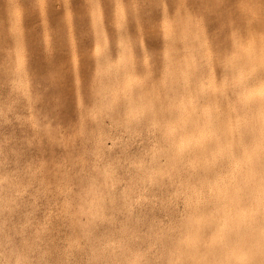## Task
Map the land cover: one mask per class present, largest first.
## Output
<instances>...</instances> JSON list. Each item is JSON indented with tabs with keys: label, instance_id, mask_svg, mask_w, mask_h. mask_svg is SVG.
Listing matches in <instances>:
<instances>
[{
	"label": "rangeland",
	"instance_id": "1",
	"mask_svg": "<svg viewBox=\"0 0 264 264\" xmlns=\"http://www.w3.org/2000/svg\"><path fill=\"white\" fill-rule=\"evenodd\" d=\"M255 26L264 0H0V264H264Z\"/></svg>",
	"mask_w": 264,
	"mask_h": 264
},
{
	"label": "bare ground",
	"instance_id": "2",
	"mask_svg": "<svg viewBox=\"0 0 264 264\" xmlns=\"http://www.w3.org/2000/svg\"><path fill=\"white\" fill-rule=\"evenodd\" d=\"M141 1V0H140ZM101 3V2H100ZM160 6V5H159ZM161 7V6H160ZM91 9H92V7H90ZM157 8V7H156ZM162 9V8H161ZM190 9V8H189ZM127 10V9H126ZM158 10H159V8H158ZM162 11V10H161ZM193 11V10H192ZM103 12V11H102ZM155 14V13H154ZM105 15V14H104ZM103 15V16H104ZM204 15V14H203ZM127 17V16H126ZM183 18V17H182ZM181 18V19H182ZM104 19H105V17H104ZM128 19V18H127ZM184 21V20H183ZM149 22V21H148ZM184 23V22H183ZM11 27V26H10ZM264 27V26H263ZM99 28V27H98ZM175 28V27H174ZM174 28H172V29H174ZM252 28V27H251ZM249 29V30H247L246 31V38L248 39V41L246 42V44L244 45V49H243V51H242V64H243V67H242V69L240 70V72H239V74H238V77L239 78H242V76H243V78H246L245 77V75L243 74V70L244 69H247L248 67H254L253 69L254 70H252V74H255L258 70H260V69H262V68H264V40H261V41H258L259 43H256V44H254V38L252 37L253 35H257L258 34V29L259 28H257L256 26H255V28H256V30L255 29ZM131 29V28H130ZM176 29V28H175ZM178 29V28H177ZM183 29H184V27H183ZM108 30V29H107ZM190 30V29H189ZM193 30V29H192ZM191 30V31H192ZM205 30V29H204ZM252 30H254V31H252ZM176 31V30H175ZM199 32H200V30H199ZM261 32V31H260ZM108 33V32H107ZM12 34V33H11ZM99 34V33H98ZM193 34V33H192ZM108 35V34H107ZM94 36V35H93ZM201 36V35H200ZM134 37V36H133ZM258 37H259V35H258ZM14 38V37H13ZM110 39V38H109ZM189 40V39H188ZM187 40V41H188ZM100 41H101V39H100ZM194 42V41H193ZM90 44H91V42H90ZM89 44V45H90ZM93 44V43H92ZM116 44V43H115ZM95 45V44H94ZM190 45V44H189ZM102 46V45H101ZM153 46V45H152ZM177 46V45H176ZM70 47V46H69ZM68 47V48H69ZM110 47V46H109ZM198 47V46H197ZM91 48V47H90ZM112 48V47H111ZM195 48V47H194ZM87 49V48H86ZM178 49V48H177ZM83 50V49H82ZM91 50V49H90ZM88 51V50H87ZM180 51V50H179ZM187 52V51H186ZM90 54V53H89ZM87 55V54H86ZM185 55V54H184ZM104 57V56H103ZM185 57V56H184ZM105 59V58H104ZM180 59V58H179ZM178 59V60H179ZM93 61V60H92ZM116 60H114V62H115ZM72 62V61H71ZM89 62V61H88ZM112 62V61H111ZM184 62V61H183ZM69 63V62H68ZM83 63V62H82ZM109 63V62H108ZM116 63V62H115ZM176 63V62H175ZM219 63V62H218ZM247 63V64H246ZM64 64V63H63ZM184 64V63H183ZM113 65V64H112ZM181 66L179 65V68H180ZM200 68V67H199ZM190 69V68H189ZM192 69V68H191ZM29 70V69H28ZM87 70V69H86ZM109 71V70H108ZM198 71V70H197ZM216 71V70H215ZM263 71V74H264V70H262ZM72 72V71H71ZM70 72V73H71ZM86 72V71H85ZM176 72V71H175ZM181 72H183V71H181ZM204 72H206V70L204 71ZM250 72H251V70H250ZM250 72H249V74H250ZM32 73V72H31ZM136 73V72H135ZM199 73V72H198ZM172 74V73H171ZM175 74V73H174ZM213 74V73H212ZM141 75V74H140ZM200 75V74H199ZM221 76V75H220ZM250 76V75H249ZM248 76V77H249ZM31 77V76H30ZM131 77H132V75H131ZM136 77V76H135ZM225 77V76H224ZM175 78H176V76H175ZM178 78V77H177ZM200 78V77H199ZM238 78V79H239ZM182 79V78H181ZM209 79V78H208ZM201 80V79H200ZM44 82H45V80H43ZM170 81V80H169ZM174 81V80H173ZM206 81V80H205ZM165 82V81H164ZM193 82V81H192ZM207 82V81H206ZM176 83V82H175ZM212 83H214V82H212ZM85 84V83H84ZM179 84V83H178ZM201 84V83H200ZM210 84V83H209ZM237 84V83H236ZM82 85V84H81ZM156 85V84H155ZM222 85V84H221ZM224 85V84H223ZM176 86V85H175ZM232 86V85H231ZM128 87V86H127ZM150 87V86H149ZM219 87V86H218ZM218 87H217V89H218ZM176 88V87H175ZM182 88V87H181ZM213 88H215L214 86H212L211 87V90H214ZM246 88V87H245ZM137 89V88H136ZM167 89V88H166ZM176 90V89H175ZM247 90V89H246ZM137 91V90H136ZM136 91H135V93H136ZM195 91H196V89H195ZM233 91V90H232ZM148 92V91H147ZM239 92H241L240 90H239ZM243 92V91H242ZM175 93V92H174ZM97 94V93H96ZM142 94V93H141ZM143 95V94H142ZM149 95V94H148ZM187 95V94H186ZM194 95V94H193ZM248 95H252L251 97H253V96H256V98H257V96H260V98H262L263 100H264V78L262 79V81H261V83L258 85V86H256L254 89H252V90H249L248 91ZM133 96V95H132ZM185 96V95H184ZM105 97V96H104ZM107 97V96H106ZM195 97V96H194ZM242 97H244V96H242ZM247 97V96H246ZM172 98V97H171ZM159 99V98H158ZM220 99V98H219ZM219 99H218V101H219ZM239 99V98H238ZM246 99V98H245ZM245 99H244V101H245ZM252 99V98H251ZM107 100V99H106ZM116 100V99H115ZM147 100V99H146ZM153 100V99H152ZM169 100H171V99H169ZM242 100H243V98H242ZM255 100V99H254ZM112 101V100H111ZM240 101H241V99H240ZM252 101H253V99H252ZM256 101V100H255ZM116 102V101H115ZM145 102V101H144ZM169 102V101H168ZM203 102V101H202ZM254 102V101H253ZM240 103V105H241V102H239ZM244 103V102H243ZM245 103H247V102H245ZM250 103H252V102H250ZM116 104V103H115ZM138 105V104H137ZM256 105H257V103H256ZM105 106H107V105H105ZM131 106V105H130ZM207 106V105H206ZM251 106V105H250ZM261 106V105H260ZM259 107V106H258ZM175 108V107H174ZM222 108V107H221ZM220 108V109H221ZM259 109V108H258ZM261 109H262V107H261ZM175 110V109H174ZM256 110V109H255ZM255 110H254V112H255ZM136 111V110H135ZM249 111H250V109H249ZM258 111V110H257ZM137 112V111H136ZM163 112H165V111H163ZM253 112V111H252ZM254 112H253V114H254ZM151 113V112H150ZM232 113V112H231ZM256 113V112H255ZM258 113H259V111H258ZM127 114V113H126ZM251 115V114H250ZM252 117V116H251ZM111 118H112V116H111ZM261 118V117H260ZM208 119V118H207ZM256 119V118H255ZM112 120V119H111ZM258 120V119H257ZM174 121V120H173ZM208 121V120H207ZM247 121H249V120H247ZM176 122V121H175ZM210 122V121H209ZM252 122H253V120H252ZM244 123V122H243ZM99 124V123H98ZM143 124V123H142ZM235 124V123H234ZM168 125H170V124H168ZM243 125V124H242ZM253 125V124H252ZM256 125V124H255ZM139 126V125H138ZM164 126V125H163ZM167 126V125H166ZM211 126V125H210ZM246 126V125H245ZM248 126H250V124L248 125ZM247 126V127H248ZM263 126V125H262ZM98 127V126H97ZM142 127V126H141ZM159 127V126H158ZM251 127V126H250ZM249 127V128H250ZM264 127V126H263ZM144 128V127H143ZM192 128V127H191ZM205 128H208V127H205ZM227 128V127H226ZM238 128V127H237ZM259 128V127H258ZM262 128V127H261ZM97 129V128H96ZM194 129V128H193ZM123 130V129H122ZM95 131V130H94ZM146 131V130H145ZM180 131V130H179ZM194 131V130H193ZM197 130H195V132H196ZM205 131V130H204ZM253 131H255V130H253ZM194 132V133H195ZM197 132H199V130L197 131ZM196 132V134H198ZM243 132H245V129H244V131ZM248 132V134H249V131L248 130H246V133ZM261 132V136L262 137H264V129L262 130V131H260ZM182 133H184V132H182ZM226 133H228V132H226ZM252 133H254V132H252ZM128 134V133H127ZM177 134V133H176ZM180 134H181V132H180ZM258 134V133H257ZM260 134V133H259ZM185 135V134H184ZM192 135V134H191ZM211 135V134H210ZM247 135V134H246ZM250 135V137H251V135L252 134H249ZM254 135V134H253ZM214 136H215V134H214ZM239 136V135H238ZM209 137V136H208ZM237 137V136H236ZM249 137V138H250ZM180 138V137H179ZM248 138V139H249ZM213 139V138H212ZM218 139V138H217ZM228 139V138H227ZM231 139V138H230ZM253 139V138H252ZM252 139H251V141H252ZM254 140V139H253ZM259 140V139H258ZM177 141V140H176ZM251 141H249L250 142V144H252L251 143ZM261 141V140H260ZM263 141V140H262ZM205 142V141H204ZM216 142V141H215ZM257 142V141H256ZM179 143V142H178ZM209 143H210V140H209ZM224 143H225V141H224ZM229 143V142H228ZM214 144V143H213ZM220 144V143H219ZM226 144V143H225ZM225 144H223V145H225ZM247 144H248V142H247ZM250 144H249V147L250 148H252L253 146H255V144L254 145H251L250 146ZM261 144H264V143H261ZM229 145V144H228ZM231 145V144H230ZM222 146V145H221ZM226 147H228L227 145H225ZM225 146H223V147H225ZM240 146V145H239ZM258 148H260L259 146V143H258ZM262 146V145H261ZM136 147V146H135ZM214 147V146H213ZM212 147V148H213ZM248 147V146H247ZM257 148V147H256ZM255 148V149H256ZM257 148V149H258ZM262 148V147H261ZM227 149V148H226ZM248 149V148H247ZM254 149V148H253ZM160 150V149H159ZM214 150V149H213ZM238 150V149H237ZM203 151V150H202ZM228 151H230L229 149H228ZM254 151H256V150H253L252 151V149H251V152L250 153H252L251 155L253 156V153H254ZM206 152H207V150H206ZM246 152H247V150H246ZM258 152V151H257ZM228 153V152H227ZM240 153V152H239ZM261 153H263V152H261ZM148 154V153H147ZM217 154V153H216ZM241 154V153H240ZM246 154V153H245ZM257 154V153H256ZM256 154H255V156H256ZM259 154V153H258ZM230 155H231V153H230ZM242 155V154H241ZM153 156V155H152ZM220 156V155H219ZM229 156V155H228ZM225 157V156H224ZM246 157H247V155H246ZM258 156H256V158H257ZM261 157V156H260ZM243 157H241V159H242ZM252 158H255L254 156L252 157ZM255 158V159H256ZM240 159V158H239ZM240 159V160H241ZM246 159H249L248 157L246 158ZM258 159V158H257ZM256 159V160H257ZM244 159H242V161H243ZM165 161V160H164ZM249 161V160H248ZM255 161V160H254ZM253 161V162H254ZM260 161H261V159H260ZM257 162V161H256ZM215 163V162H214ZM238 163V162H237ZM246 163V162H245ZM263 163V162H262ZM217 164V163H216ZM218 164H220V163H218ZM243 164V163H242ZM251 164V163H250ZM254 164H256L255 162H254ZM240 165V164H239ZM198 166V165H197ZM251 166V165H250ZM255 166V165H254ZM154 167V166H153ZM232 168H233V165H232ZM260 168V167H259ZM238 169V168H237ZM253 169H254V167H253ZM195 170V169H194ZM232 171V170H231ZM241 171H242V169H241ZM250 171V170H249ZM256 171V170H255ZM262 171H264V169L263 170H261V172ZM240 172V171H239ZM239 172H238V175H239ZM243 172H244V170H243ZM247 172V171H246ZM254 171L252 170V173H253ZM192 173V172H191ZM56 174V173H55ZM230 174V173H229ZM244 174V173H243ZM258 174V173H257ZM241 175H242V173H241ZM244 176V175H243ZM258 176V175H257ZM263 176V175H262ZM189 177H190V175H189ZM230 177V176H229ZM232 177V176H231ZM188 178V177H187ZM218 178V177H217ZM245 178V177H244ZM185 179V178H184ZM199 179V178H198ZM247 179V178H246ZM250 176H249V183L251 184L253 181H256V180H253L254 178L252 177V179L251 180H253L252 182L250 181ZM259 179V178H258ZM259 181H261V180H259ZM50 182V181H49ZM162 183V182H161ZM257 183V182H256ZM263 183V182H262ZM196 184V183H195ZM215 184V183H214ZM248 184V183H247ZM249 184V185H250ZM245 185H246V182H245ZM253 185V184H252ZM13 186V185H12ZM51 186V185H50ZM165 186V185H164ZM226 186V185H225ZM217 187H218V185H217ZM248 187V186H247ZM110 188V187H109ZM155 188V187H154ZM237 188V187H236ZM254 187H251V191H252V189H253ZM262 188V187H261ZM115 189V188H114ZM222 189V188H221ZM239 189V188H238ZM248 189V188H247ZM226 190V189H225ZM234 190V189H233ZM243 190H244V188H243ZM259 190V189H258ZM261 190V189H260ZM119 191V190H118ZM240 191H242V190H240L239 189V192ZM246 191V190H245ZM213 192V191H212ZM237 192H238V190H237ZM238 192V193H239ZM249 192H250V190H249ZM107 193V192H106ZM219 193V192H218ZM245 193H248V190H247V192H245ZM143 194V193H142ZM244 194V193H243ZM262 195H264V188H263V191H262V193H261ZM175 195V194H174ZM232 196V195H231ZM231 196H229V197H231ZM237 196V195H236ZM248 196H249V193H248ZM253 196V195H252ZM251 195H250V197H252ZM197 197V196H196ZM195 197V198H196ZM216 197V196H215ZM263 197V196H262ZM118 198V197H117ZM237 198H239L238 196H237ZM253 198V197H252ZM251 198V199H252ZM258 198V197H257ZM230 199V198H229ZM228 199V200H229ZM238 201V200H237ZM251 202L253 201V200H250ZM260 201H261V199H260ZM259 201V202H260ZM264 201V200H263ZM239 202V201H238ZM255 203V202H254ZM210 204V203H209ZM219 204H221V203H219ZM237 204V203H236ZM256 204V203H255ZM148 205H149V203H148ZM139 206V205H138ZM251 206V205H250ZM230 207V206H229ZM237 208V207H236ZM255 208V207H254ZM263 208V207H262ZM131 209V208H130ZM154 209V208H153ZM242 209V208H241ZM119 210V209H118ZM128 210V209H127ZM240 210V209H239ZM260 210V209H259ZM262 210V209H261ZM123 211V210H122ZM241 212H242V210H240ZM256 211V210H255ZM126 212V211H125ZM216 212V211H215ZM250 212V211H249ZM262 212V211H261ZM260 212V213H261ZM182 213H184V211L182 212ZM243 213V212H242ZM262 213H264V208H263V212ZM261 213V214H262ZM255 214V213H254ZM211 216V215H210ZM221 216V215H220ZM225 217V216H224ZM235 217V216H234ZM199 218V217H198ZM198 218H195V220L196 221H198ZM168 219V218H167ZM207 219V218H206ZM209 219V218H208ZM194 220V219H193ZM192 220V221H193ZM194 220V221H195ZM252 220V219H251ZM190 221H191V218H190ZM191 221V222H192ZM193 221V222H194ZM207 221H209V220H207ZM264 221V220H263ZM200 221H198V223H199ZM210 222V221H209ZM226 222V221H225ZM208 223V222H207ZM195 224H196V222H195ZM225 224V223H224ZM248 224V223H247ZM255 224H257V223H255ZM254 224V225H255ZM214 225V224H213ZM234 225V224H233ZM232 225V226H233ZM238 224H236V226H237ZM241 225V224H240ZM243 225L245 226V224H244V222H243ZM217 226V225H216ZM215 226V227H216ZM226 227V225H221V230H222V232H221V235L220 236H222V237H224V235L226 236V234H225V227ZM256 226V225H255ZM206 227V226H205ZM257 227V226H256ZM259 227H261V226H259ZM201 228V227H200ZM212 228H214V227H212ZM219 228V227H218ZM217 228V229H218ZM236 228V227H235ZM239 228V227H238ZM258 228V227H257ZM220 229V228H219ZM248 229H249V227H248ZM210 230H211V228H210ZM213 230V229H212ZM229 230V229H228ZM237 230V229H236ZM256 230H258V229H255V231ZM262 230V229H261ZM219 231V230H218ZM231 231V230H230ZM235 231V230H234ZM245 231H246V229H245ZM253 231H254V229H253ZM252 231V232H253ZM260 231V230H259ZM213 232V231H212ZM211 232V233H212ZM217 232V231H216ZM229 232V231H228ZM263 232H264V230H263ZM207 233V232H206ZM218 233V232H217ZM246 233V237H247V232H245ZM248 233H251L250 232V230H249V232ZM255 233H257V232H254V235L255 236H257V238L259 237V234L258 235H256ZM259 233V232H258ZM241 234H242V232H241ZM254 235H253V238H254ZM195 236V235H194ZM219 236V237H220ZM240 236V235H239ZM248 236H251V235H248ZM65 237V236H64ZM192 237V236H191ZM219 237H217L216 236V238H218V240H219ZM252 237V236H251ZM260 237H262V235L260 236ZM216 238L214 239V240H216ZM221 238V237H220ZM232 238V237H231ZM237 238H238V236H237ZM242 238V237H241ZM240 238V239H241ZM249 238V237H248ZM248 238H247V240H248ZM189 239V238H188ZM190 239H192V238H190ZM189 239V240H190ZM239 239V238H238ZM256 239V238H255ZM260 239V238H259ZM258 239V240H259ZM71 240V239H70ZM159 240V239H158ZM189 240H188V242H189ZM221 240V239H220ZM243 240V239H242ZM246 240V239H245ZM250 240V239H249ZM257 240V239H256ZM255 240V241H256ZM192 241V240H191ZM28 242V241H27ZM69 242V241H68ZM195 242V241H194ZM236 242V241H235ZM246 242V241H245ZM73 243V242H72ZM183 243V242H182ZM191 243H193V241L192 242H190V244ZM212 243V242H211ZM189 244V243H188ZM197 244V243H196ZM196 244H194V246L196 245ZM232 244H234V243H232ZM243 244V243H242ZM241 244V245H242ZM228 245V244H227ZM256 245V244H255ZM193 246V245H192ZM222 246V245H221ZM226 246V245H225ZM216 247V246H215ZM248 247V246H247ZM207 248H209V247H207ZM213 248V247H212ZM224 248V247H223ZM236 248V247H235ZM36 249V248H35ZM233 249V248H232ZM175 250V249H174ZM217 250V249H216ZM235 249H233V250H229L228 251V253L229 252H233ZM237 250H239V249H237ZM258 250V249H257ZM263 250H264V248H263ZM209 251H211V250H209ZM180 252H181V250H180ZM207 252V251H206ZM224 252V251H223ZM236 252V251H235ZM259 252H262L261 250H259ZM258 251H257V253H259ZM184 253V252H183ZM239 253V252H238ZM248 253V252H247ZM172 254V253H171ZM213 254V253H212ZM231 254V253H230ZM232 254H234V256H236V254L235 253H232ZM243 254V252L241 253V254H239L240 256L238 257V258H240V261L242 262L243 261V259H244V256L245 255H242ZM245 254H246V252H245ZM252 254V253H251ZM179 255V254H178ZM247 255V254H246ZM213 256V255H212ZM238 256V255H237ZM180 257V256H179ZM178 257V258H179ZM182 257V256H181ZM232 257V256H231ZM263 257V256H262ZM166 258V257H165ZM175 258V257H174ZM203 258V257H202ZM216 258H217V256H216ZM220 258V257H219ZM232 258H234V257H232ZM183 259V258H182ZM185 259V258H184ZM236 259H237V257H236ZM246 259V258H245ZM163 260V259H162ZM203 260V259H202ZM263 260V259H262ZM238 261V260H237ZM145 262V261H144ZM216 262H217V260H216ZM222 262V261H221ZM241 262H240V264H241ZM40 263V262H39ZM38 263V264H39ZM252 263V262H251ZM254 263V262H253ZM256 263V262H255ZM260 263H262V262H260ZM264 263V262H263ZM164 264V263H163ZM221 264V263H220ZM242 264H244L243 262H242ZM246 264H247V262H246Z\"/></svg>",
	"mask_w": 264,
	"mask_h": 264
}]
</instances>
